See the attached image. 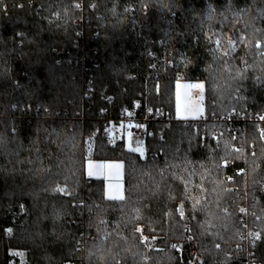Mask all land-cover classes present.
Here are the masks:
<instances>
[{"label": "trees", "instance_id": "trees-1", "mask_svg": "<svg viewBox=\"0 0 264 264\" xmlns=\"http://www.w3.org/2000/svg\"><path fill=\"white\" fill-rule=\"evenodd\" d=\"M78 3L0 0V264H146L143 228L151 264H187L188 230L203 264H240L247 199L264 264V131L222 120L264 113V0ZM179 80L205 84L195 125L176 114ZM146 95L166 118L143 156L95 138L91 158L125 164L126 198L108 200L84 178L85 136Z\"/></svg>", "mask_w": 264, "mask_h": 264}, {"label": "built area", "instance_id": "built-area-1", "mask_svg": "<svg viewBox=\"0 0 264 264\" xmlns=\"http://www.w3.org/2000/svg\"><path fill=\"white\" fill-rule=\"evenodd\" d=\"M78 4L84 14L85 0H79ZM81 63H83V60H81ZM86 89L88 96L91 87L88 85ZM147 98L146 95L144 100L135 101L134 106L131 109L123 111L118 118H105L103 127L96 128L89 135L85 136V138L90 141L95 140L96 137L102 136L106 141L115 144L118 141L119 134L122 135L120 139L122 138L124 140L125 135L130 133L133 140L138 141L143 145V150L145 151L146 140L156 135L155 128L153 127L154 121L166 118L164 113L156 112L148 105ZM104 114H106V111L103 112V115ZM261 116H264V113L231 112L222 118V120L226 121L230 128L234 127L235 132L237 130H245V132H247V127L249 125H255L260 131H264V120L260 119ZM190 119L193 121L192 125H195L197 121L200 122L203 120L204 116ZM164 135V131L161 130L159 136L162 138ZM213 137L217 139L218 133L216 131L214 132ZM235 148L237 150L244 149L246 155H248L249 153H253L255 146L254 142H249L246 138L244 145H237ZM84 178L85 180L93 179L92 175L89 173H85ZM233 190H235L234 187ZM241 209L244 211H241ZM227 211L233 212L234 208L229 207ZM237 211L241 215L242 232L237 244L239 258L234 256V259H240V264H262L261 261L256 258L258 239L255 238L257 234L259 236L261 228L260 226L253 224L254 212L251 211L248 199L245 204H242L237 208ZM260 221L264 223V217H262ZM143 241L146 245L147 251L145 262L146 264H151V257L149 254L151 240L145 228H143ZM185 244L189 252V260L187 264H203L204 258L200 254L197 238L190 230L186 233ZM171 246L183 260L182 243L173 242ZM8 264H13V261H9Z\"/></svg>", "mask_w": 264, "mask_h": 264}, {"label": "rangeland", "instance_id": "rangeland-1", "mask_svg": "<svg viewBox=\"0 0 264 264\" xmlns=\"http://www.w3.org/2000/svg\"><path fill=\"white\" fill-rule=\"evenodd\" d=\"M196 85H200L202 87H194ZM204 92H205V84L202 81H198V80L177 81L176 102H177L178 113L181 115L190 116V115H198L204 112L203 113L204 116L205 114ZM121 136H122L121 134L118 135V140H123L122 138L120 139ZM124 142H125V146L128 149H136L139 151L143 149V145L140 142L133 140L130 133H127L125 135ZM108 143L114 145V143H110V142ZM95 145H96L95 140L89 141L86 138L84 139L83 152L87 153L88 158H91ZM9 254L17 255L18 257H20L22 262L25 260L22 251L14 250V251H10Z\"/></svg>", "mask_w": 264, "mask_h": 264}, {"label": "crops", "instance_id": "crops-1", "mask_svg": "<svg viewBox=\"0 0 264 264\" xmlns=\"http://www.w3.org/2000/svg\"><path fill=\"white\" fill-rule=\"evenodd\" d=\"M176 114L178 118L190 119L199 118L203 116V113L198 115L185 116L178 113L176 102ZM127 148V147H126ZM132 150L139 155H144V150L136 149ZM83 173H89L95 180H103L105 183V198L113 201H124L126 198L125 191V164L121 160H98L88 158L85 161ZM122 197V199L120 198ZM141 229V227H140Z\"/></svg>", "mask_w": 264, "mask_h": 264}, {"label": "snow or ice", "instance_id": "snow-or-ice-1", "mask_svg": "<svg viewBox=\"0 0 264 264\" xmlns=\"http://www.w3.org/2000/svg\"><path fill=\"white\" fill-rule=\"evenodd\" d=\"M77 7H79V5H77ZM194 87H202V86H200V85H196V86H194ZM260 119H261V120H264V116H261ZM262 135H264V133H262ZM120 198L122 199V197H120ZM241 211H244V210L241 209ZM255 238H257V239L259 238L258 234L256 235Z\"/></svg>", "mask_w": 264, "mask_h": 264}, {"label": "water", "instance_id": "water-1", "mask_svg": "<svg viewBox=\"0 0 264 264\" xmlns=\"http://www.w3.org/2000/svg\"><path fill=\"white\" fill-rule=\"evenodd\" d=\"M179 211L182 212V206L179 207Z\"/></svg>", "mask_w": 264, "mask_h": 264}]
</instances>
